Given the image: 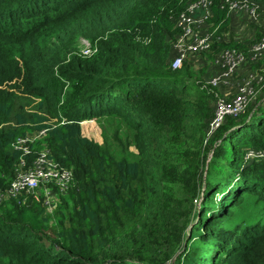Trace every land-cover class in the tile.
Instances as JSON below:
<instances>
[{
	"label": "trees",
	"instance_id": "16d2710c",
	"mask_svg": "<svg viewBox=\"0 0 264 264\" xmlns=\"http://www.w3.org/2000/svg\"><path fill=\"white\" fill-rule=\"evenodd\" d=\"M195 1L0 0V195L44 149L73 172L52 216L36 192L0 199V264H264V81L211 130L222 95L200 68L233 48L263 74L264 29L234 38L212 0L211 49L174 69ZM107 118L110 141L84 133Z\"/></svg>",
	"mask_w": 264,
	"mask_h": 264
},
{
	"label": "built area",
	"instance_id": "2783aa9c",
	"mask_svg": "<svg viewBox=\"0 0 264 264\" xmlns=\"http://www.w3.org/2000/svg\"><path fill=\"white\" fill-rule=\"evenodd\" d=\"M212 7V0H198L188 4L180 12L176 19V26L181 29V32L174 44L176 55L171 62L174 69H178L185 61L199 53L211 49L217 30V28L214 30L209 29V19L213 14ZM222 8H227L230 16L235 10L249 12L251 17L256 20L260 14L264 15V7L257 2L226 0L223 2ZM250 47V55L253 60H258L264 55V31L261 39L255 41ZM85 49H87L85 53L89 54V44ZM246 60L247 56L243 52L233 48L224 50L216 60V65L219 68L218 72L207 83L214 87H217L221 82L230 84L232 74ZM262 71L263 74L250 72L249 78L243 84L237 85L236 92L231 99L224 98L221 93L222 96L218 97L216 102V112L211 123V130L217 129L228 115L237 116L242 113L248 103L255 99L254 82L259 84L264 81V69ZM43 134L44 132H41L19 138L16 146L25 153H30L31 145ZM72 179V170L65 169L50 159L49 151L44 149L31 166L26 167V162L22 161L16 178L8 190L0 195V199L19 198L29 192H36L38 195L44 196L45 205L49 208L54 206L56 202L54 200L55 194L66 192ZM40 190L43 191V194L39 193Z\"/></svg>",
	"mask_w": 264,
	"mask_h": 264
},
{
	"label": "rangeland",
	"instance_id": "374dc122",
	"mask_svg": "<svg viewBox=\"0 0 264 264\" xmlns=\"http://www.w3.org/2000/svg\"><path fill=\"white\" fill-rule=\"evenodd\" d=\"M178 16L179 14L176 15L175 18L177 19ZM255 29L257 30L264 29V15L263 14H260L259 18L256 20L251 17L249 12H246L243 10H235L232 12V25H231L230 35L232 36L234 35L235 36V37L233 36L234 38L239 39L241 41H245V42L249 40L251 41V38L253 39ZM88 44L89 43L87 44L85 43V48L88 47ZM197 64H199V62ZM200 68H204L206 70L204 73V76L205 75L209 76L211 73H213L214 70H216L215 73H217L219 70L218 66L212 68V65L210 63L206 64L205 62L200 66ZM249 68L250 67L248 66L247 60H246L244 63L240 65L237 71L232 74L230 84L221 82L217 86L219 87L224 98H229V97L232 98V95H234L236 92L237 85L243 84L249 78V73H250ZM259 94H262V92L260 91ZM263 97L264 96H262L261 99H263ZM109 121H110L109 118L100 119V120L98 119L85 120L84 122L86 123H84L83 125V131L89 137L97 139L101 142L104 139L110 141L113 135L112 129L115 126V122H113L110 126H108ZM39 193L43 194V191L40 190ZM58 197H59V194H55L54 200H58ZM55 209H56L55 206H51L48 208V213L50 216L53 215Z\"/></svg>",
	"mask_w": 264,
	"mask_h": 264
},
{
	"label": "crops",
	"instance_id": "0c3cea01",
	"mask_svg": "<svg viewBox=\"0 0 264 264\" xmlns=\"http://www.w3.org/2000/svg\"><path fill=\"white\" fill-rule=\"evenodd\" d=\"M232 21V20H231ZM231 25H232V23H231ZM230 34H231V31H230ZM255 34H256V32L254 31V36H253V39H254V37H255ZM234 36V35H233ZM235 37V36H234ZM238 38V37H237ZM252 38H251V41L253 40ZM250 41V40H249ZM249 41H246V42H249ZM250 41V42H251Z\"/></svg>",
	"mask_w": 264,
	"mask_h": 264
}]
</instances>
